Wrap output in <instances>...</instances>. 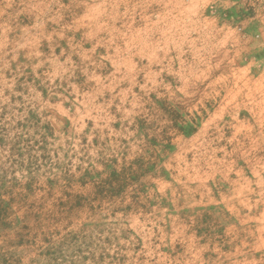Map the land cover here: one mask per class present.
<instances>
[{"label":"rangeland","instance_id":"rangeland-1","mask_svg":"<svg viewBox=\"0 0 264 264\" xmlns=\"http://www.w3.org/2000/svg\"><path fill=\"white\" fill-rule=\"evenodd\" d=\"M220 4L0 0V264H264V0Z\"/></svg>","mask_w":264,"mask_h":264},{"label":"crops","instance_id":"crops-1","mask_svg":"<svg viewBox=\"0 0 264 264\" xmlns=\"http://www.w3.org/2000/svg\"><path fill=\"white\" fill-rule=\"evenodd\" d=\"M218 3H221L220 6H222L223 9H228L231 12H236L238 17L241 19H245L248 17L250 18L248 12L251 10L255 11L256 13L259 12L258 9H261L262 6V0H215ZM259 3V4H258ZM262 14L258 15L260 18V21H258V26L255 27L256 32H258V47H264V26H262L263 21L262 18L264 16H261ZM253 17V16H252ZM257 17L254 16L253 19H256ZM252 32V31H251Z\"/></svg>","mask_w":264,"mask_h":264}]
</instances>
